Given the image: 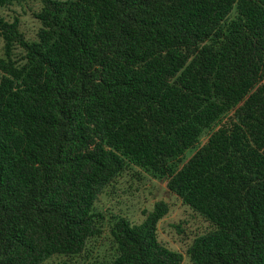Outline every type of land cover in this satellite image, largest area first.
Wrapping results in <instances>:
<instances>
[{"label": "trees", "instance_id": "trees-1", "mask_svg": "<svg viewBox=\"0 0 264 264\" xmlns=\"http://www.w3.org/2000/svg\"><path fill=\"white\" fill-rule=\"evenodd\" d=\"M33 18L27 39L0 16V264L82 256L133 167L212 230L185 263L159 203L117 219L109 264H264V0H40Z\"/></svg>", "mask_w": 264, "mask_h": 264}, {"label": "rangeland", "instance_id": "rangeland-1", "mask_svg": "<svg viewBox=\"0 0 264 264\" xmlns=\"http://www.w3.org/2000/svg\"><path fill=\"white\" fill-rule=\"evenodd\" d=\"M39 8L40 0H26L21 8L0 9V16L7 20L17 16L21 21L22 33L27 39H33L39 28L33 13ZM2 54L0 42V56ZM206 139L204 135L200 145ZM199 147L186 152L185 160L190 159ZM159 203L168 206V213L158 224V241L166 248L181 253L187 263V250L196 237L212 230L210 224L169 193L166 181L133 167L106 189L96 204V212L102 217V236L93 239L88 244L86 252L78 258L54 257L45 264H109L116 255L110 230L117 219L126 218L133 224H141Z\"/></svg>", "mask_w": 264, "mask_h": 264}]
</instances>
